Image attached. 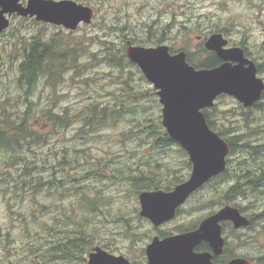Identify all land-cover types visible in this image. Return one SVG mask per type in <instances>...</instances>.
Returning <instances> with one entry per match:
<instances>
[{"label":"rangeland","instance_id":"1","mask_svg":"<svg viewBox=\"0 0 264 264\" xmlns=\"http://www.w3.org/2000/svg\"><path fill=\"white\" fill-rule=\"evenodd\" d=\"M21 1L25 5L27 0ZM82 1L95 15L92 23L82 24L73 32L36 22L34 18L13 16L8 29L0 34V102L8 99L10 111L26 107L15 89L19 59L14 57V51L19 56V50L31 37L46 38L56 33L69 35L70 46L83 47L77 74L70 71L54 89L41 79L30 98L35 111L32 124L38 133L39 126L46 123V110L52 115L66 113L73 122L66 128L46 126L41 132L44 144L30 153L36 159L37 171L42 173L39 181H52L51 185H41L34 198L0 190V264L42 263L49 257V247L63 237L54 231H59V223L65 221L67 214L84 222L87 235H95L89 252L99 246L144 264L146 247L155 236L192 230L225 206L237 208L252 220L249 228L241 230H234L230 223L222 224L227 252H235L253 264H264V98L257 107L245 109L232 96L221 95L206 110L212 131L224 139H235L237 148L227 157L226 174L194 194L174 220L155 228L139 216L136 187L149 182L134 183L129 179L117 183L113 179L147 175L172 190L188 180L192 171L188 154L178 143L154 146L155 138L145 137L149 130L141 132L143 127L154 125L148 121L162 125V105L138 66L127 57V61L120 60L122 48L125 55L128 42L146 48L166 45L172 53L183 48L198 63L203 59L206 41L219 34L229 41L230 47L240 48L248 58L255 59L261 65L258 77L264 79V0ZM108 55L112 58L107 59ZM143 93L149 95L135 99ZM115 100L119 108L134 113L115 125L98 129L83 127L75 118L87 106L97 103L98 108L112 107ZM5 157L1 155L2 159ZM62 160L68 167L54 170ZM96 168L101 170L100 176L85 177ZM13 170L17 172L18 168ZM53 178L68 181L63 191L54 190ZM255 180L261 185L252 183ZM236 185L242 195L225 194ZM83 198L95 203L100 199L99 210L85 208L87 201L82 206ZM24 225L32 230L30 237L23 235ZM60 229H64L63 223Z\"/></svg>","mask_w":264,"mask_h":264},{"label":"water","instance_id":"2","mask_svg":"<svg viewBox=\"0 0 264 264\" xmlns=\"http://www.w3.org/2000/svg\"><path fill=\"white\" fill-rule=\"evenodd\" d=\"M13 15L73 32L82 24L92 23L95 12L74 0H27L25 5L20 0H0V34L8 29ZM225 45L221 35H211L205 47L215 51L224 62L201 69L189 65L184 52L170 54L166 45H127L128 60L138 66L156 90L162 105L163 128L188 154L192 166L189 179L172 190L142 191L138 195L139 216L155 228L173 220L176 210L195 191L226 170L230 148L209 128L202 111L212 107L220 95L232 96L245 108L253 106L263 95L264 81L257 76L255 64L243 57L241 49H225ZM223 222L232 223L235 229L250 225V220L237 208L225 206L203 219L195 230L163 239L154 237L146 247L145 264H214L212 256H219L224 245ZM201 242H207L213 253L195 252ZM87 264L133 263L96 246L88 254ZM227 264L253 263L235 258Z\"/></svg>","mask_w":264,"mask_h":264},{"label":"trees","instance_id":"3","mask_svg":"<svg viewBox=\"0 0 264 264\" xmlns=\"http://www.w3.org/2000/svg\"><path fill=\"white\" fill-rule=\"evenodd\" d=\"M77 2L87 5V2L82 0H77ZM68 37L70 36H63L61 33H56L46 38L33 36L19 50V56L18 51H14V57L17 58V60L19 59L17 75H15L14 78L15 89L18 91L20 97L24 99L23 102H25L26 107H21V109H19L20 107H17L10 111L6 103L8 99L0 102V161L3 160L0 164V167L2 168L0 173V190L4 192L8 191L11 195L20 196L22 194H29L30 197L34 198L37 193L40 192L42 188L41 185L49 184V181H39L40 177L38 176L42 173L37 171L34 164L36 159L30 157V153H34L35 147L44 144L45 136H43L41 132H43L42 129L47 128L46 126L49 127L52 125V127H55L56 129L61 127L66 128L71 122H73L72 117L70 116L71 119H69L66 113L62 115H52L50 110H46L44 112L46 123L43 124L44 127L39 126L41 132L38 133L36 131V126L32 124V117L35 114V111L32 109V104L30 102V98L34 94L41 79L45 80V85L47 87L54 89L63 81L64 76L67 73L75 71L77 74L79 72V66L82 65L80 58L82 57L83 47H79V45H76L75 47L70 46ZM158 43L162 42L159 41ZM122 50L123 51L120 53V60L122 62L124 59L127 61L124 49L122 48ZM109 58H112V56L108 55L107 59ZM186 61L195 69L213 68L219 65L217 59L200 60L198 63H194L195 61L193 62L192 58L187 59ZM117 64L118 63H116V65ZM148 95V93H143L139 98L135 99L141 100ZM97 105L98 104L96 103L92 106H87L85 111H80L77 113V116H75V118H78L82 122L83 127L91 129L106 128L109 125H115L118 120L124 118L129 113H134L132 110H129L128 112L119 108V104L116 100L112 107L98 108ZM204 114L207 125L212 129L206 110L204 111ZM148 122H153L154 125L149 124L145 128L143 127L141 132L144 133L143 130H149L147 132L150 133H146L145 137H154V146L173 142L162 127L161 123H155L153 120ZM218 135L222 137L221 134ZM224 140L230 148V153L235 152L237 148V145L234 142L235 139L231 140L226 138ZM2 154L7 157L2 159ZM43 162L45 163V160H43ZM61 167H68L65 160H62L61 162L58 161L54 170ZM17 168L18 171L15 172L13 169ZM100 172L101 170L97 168L94 170L92 169L90 173L85 175V177L89 178L90 176L91 178H97L100 176ZM224 174H226V171ZM53 179H55L54 190L57 192L59 190L63 191L68 181L64 178ZM113 179L117 183H125L128 182L129 179L134 183L149 182L147 185L136 187V194H139L142 191L170 190L169 187H162L161 182L156 178H149L147 175L131 177L129 175L113 176ZM51 184L52 181L49 185ZM237 187L240 186L236 185L230 188L225 194L242 195V192L238 191ZM52 188L50 187V189ZM82 201H84L82 206L85 205L86 201L88 202L85 208L93 211L95 210L94 212L99 210V205H97V203L101 201L100 199H96L97 203L93 200H86L84 198ZM102 203L103 202H101V204ZM44 208H46L45 205H43V209ZM179 211L180 209L177 210L176 216L179 214ZM64 218L65 221L62 222L64 224V229H60L62 223H59V231H54L56 235L63 234V237H61L59 242L49 247V250H47L49 257H45L42 263L28 261L26 264H51L52 262L54 264H57V262L58 264H84L87 261L86 255L90 253L89 250L94 243L95 235H87L84 222L75 220L73 215L67 214ZM72 225L74 226L73 228ZM195 228L196 227H194V229ZM52 230L54 229H51V231ZM23 231L25 232L23 235L26 237L32 235V230L29 226L24 225ZM125 233L129 234L128 230H125ZM203 247L204 246L201 248Z\"/></svg>","mask_w":264,"mask_h":264},{"label":"flooded vegetation","instance_id":"4","mask_svg":"<svg viewBox=\"0 0 264 264\" xmlns=\"http://www.w3.org/2000/svg\"><path fill=\"white\" fill-rule=\"evenodd\" d=\"M13 18V17H12ZM11 18V19H12ZM264 38V37H263ZM225 40V42H226V46H225V49H233V47H230L229 46V41L225 38L224 39ZM204 43H205V41H204ZM136 46V45H135ZM262 46H264V39H263V41H262ZM169 48V47H168ZM238 49H240V48H238ZM242 50V49H241ZM179 52H184L185 53V55H186V60L187 59H190V58H192L193 59V57H192V53L191 52H188L187 50H184L183 48H180L178 51H175L174 53H172V52H170L169 51V53L170 54H177V53H179ZM242 52H243V57L246 59V60H248V61H250V62H252V63H254L255 65H256V68H257V72L258 73H260V68L261 67H258V66H261V65H259L258 63H257V61L255 60V59H251V58H248V56L244 53V50H242ZM190 57V58H189ZM213 59H217L218 60V64L220 65V64H222L224 61L222 60V59H220L219 57H218V55H217V53L215 52V51H209V50H207V49H205V52H204V55H203V59L202 60H213ZM233 64L235 63L234 61L232 62ZM263 81H264V79L263 78H261ZM254 107H257V105H253L252 107H250L249 109H253ZM206 113H207V111H206ZM207 117H208V113H207ZM208 119H209V117H208ZM210 122V121H209ZM227 163H228V161H227ZM227 170V169H226ZM223 174H220V175H218V176H216V177H213L212 179H210L209 181H207L202 187H200L197 191H195L187 200H186V202L194 195V194H196V193H199V192H201L207 185H209L208 183H210V182H212V181H215L216 179H218V178H220L221 176H222ZM252 183H255V184H258V185H261V183H258L256 180L255 181H252ZM185 202V203H186ZM184 203V204H185ZM176 218V217H175ZM224 223H230V222H223L222 224H224ZM166 224V223H165ZM231 225H232V223H230ZM252 225V220H251V222H250V226ZM249 226V227H250ZM249 227H245V228H249ZM197 228V227H196ZM195 228V229H196ZM232 228L234 229V230H241V229H245V228H240V229H235L234 227H233V225H232ZM195 229H192V230H195ZM188 231H191L189 228H186V229H184L183 231H180V232H176V234H182V233H185V232H188ZM222 233H223V226H222ZM167 234H162V233H160V234H158V236H155V237H158V238H160V239H163V238H165V237H167L166 236ZM172 235H175V234H172ZM169 236H171V235H169ZM222 237H223V235H222ZM223 239H224V245H223V249H222V253L219 255V256H212V262L214 263V264H227L229 261H231L232 259H235V258H244V257H242V256H240V255H237L235 252H230V253H228L227 252V248H226V245H227V240L223 237ZM202 246H204L203 248H201ZM194 251L195 252H209V253H213L212 252V248L209 246V244L207 243V242H201L200 244H198L196 247H195V249H194ZM147 257V256H146ZM126 258V257H125ZM244 259H246V258H244ZM131 262V261H130ZM146 262H147V260H146ZM145 262V263H146ZM131 263H133V264H136V263H134V262H131ZM144 263V264H145Z\"/></svg>","mask_w":264,"mask_h":264}]
</instances>
